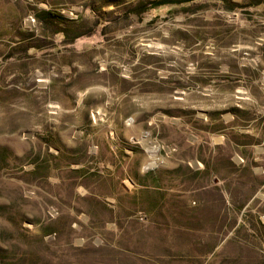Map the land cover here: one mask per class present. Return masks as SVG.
<instances>
[{
    "label": "rangeland",
    "instance_id": "1",
    "mask_svg": "<svg viewBox=\"0 0 264 264\" xmlns=\"http://www.w3.org/2000/svg\"><path fill=\"white\" fill-rule=\"evenodd\" d=\"M137 1L0 0V264H264V0Z\"/></svg>",
    "mask_w": 264,
    "mask_h": 264
},
{
    "label": "trees",
    "instance_id": "2",
    "mask_svg": "<svg viewBox=\"0 0 264 264\" xmlns=\"http://www.w3.org/2000/svg\"><path fill=\"white\" fill-rule=\"evenodd\" d=\"M186 1H189V0H138L137 3L133 6V13H137V14H140L150 8H154L156 6H161V5H180ZM43 14H40V17L42 19H44L45 21H47L50 17L54 16L53 13L49 12V11H45V12H42ZM39 16V15H38ZM79 36H81V34H77V35H74L71 39H76L78 38ZM207 168L204 167L203 170H205ZM206 172V171H205ZM232 208L234 210V212H240V210L242 209V204H232ZM243 216L245 218V216H247L246 212L243 213ZM256 219V218H255ZM257 223H259L258 220H256ZM259 226H262L263 227V224H260L259 223Z\"/></svg>",
    "mask_w": 264,
    "mask_h": 264
},
{
    "label": "bare ground",
    "instance_id": "3",
    "mask_svg": "<svg viewBox=\"0 0 264 264\" xmlns=\"http://www.w3.org/2000/svg\"><path fill=\"white\" fill-rule=\"evenodd\" d=\"M144 141H145L146 143H148V139H147V138H145ZM149 146H150V145H149ZM149 146H148V147H149ZM154 149H155V148H154Z\"/></svg>",
    "mask_w": 264,
    "mask_h": 264
}]
</instances>
